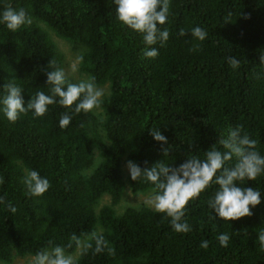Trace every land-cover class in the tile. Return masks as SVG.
<instances>
[{
	"label": "trees",
	"instance_id": "16d2710c",
	"mask_svg": "<svg viewBox=\"0 0 264 264\" xmlns=\"http://www.w3.org/2000/svg\"><path fill=\"white\" fill-rule=\"evenodd\" d=\"M22 7L31 22L15 32L0 25V87L12 79L27 102L47 92L48 61L62 68L64 55L49 31L80 50L79 70L108 84L101 112L73 115L61 129L66 109L49 106L9 122L0 114V262L32 256L54 244L67 245L72 234L102 231L113 254L79 257V264H264L257 239L264 229V174L245 186L259 187L261 203L236 220L210 219L205 203L212 189L186 205L189 233H176L168 218L146 205L114 207L125 187L134 193L152 187L122 176L125 157L142 169L159 160L176 166L190 155H203L221 129L240 125L264 155V0H170L165 25L169 39L155 58L142 55L141 35L115 18L112 0H0ZM202 27L205 40L190 29ZM183 28L186 35H179ZM229 56L239 60L232 69ZM70 82L71 79L67 78ZM149 129L168 143L157 142ZM167 149V155L164 153ZM103 162L96 165V160ZM35 169L50 187L40 197L25 194L21 176ZM110 195L109 204L99 207ZM230 237L227 247L216 239ZM201 240L209 245L200 248ZM69 252L73 249L69 248Z\"/></svg>",
	"mask_w": 264,
	"mask_h": 264
},
{
	"label": "clouds",
	"instance_id": "9594fccd",
	"mask_svg": "<svg viewBox=\"0 0 264 264\" xmlns=\"http://www.w3.org/2000/svg\"><path fill=\"white\" fill-rule=\"evenodd\" d=\"M115 5V18L122 25L141 35L145 45L141 49L142 55L155 58L158 49L153 45H161L169 39V30L165 25L170 8V0H112ZM31 19L22 7H14L4 3L0 7V25L15 32L22 26L29 24ZM194 40L203 41L206 31L200 26L190 29ZM179 35H186L183 28ZM82 60L83 57H77ZM227 63L232 69L239 67V60L229 56ZM259 63L264 66V55H259ZM46 71L47 92L37 90L25 102L22 88L9 80L0 87V114L9 122H15L26 113L33 118L44 116L51 105H58L65 111L61 112L58 126L66 128L73 115L93 112L99 109L105 96L103 88L97 85L95 78L89 75L79 82H70L64 69L56 66V61L49 60ZM75 70V65H73ZM153 139L167 144V138L157 129H149ZM257 141L249 134L242 132L241 126L229 125L218 133V138L211 147L203 152L202 157L190 155L176 166L165 160H159L151 167L141 168L132 161L127 162L130 179L146 182L152 191L144 203L157 213H163L168 218L171 229L176 233H189L191 225L185 218L186 205L212 189L205 203L211 210L210 219L224 221L236 220L250 216L251 208L261 203L259 187L245 186V181L257 180L264 174V155L257 150ZM167 149H164L167 155ZM103 161L97 159L96 165ZM21 183L25 194L31 197L42 196L50 187L47 177L42 176L35 169H27L21 176ZM0 204H5L8 211L15 213L16 208L11 202L5 203L0 196ZM221 247H227L230 239L227 233H219L216 237ZM257 239L260 247L264 248V229L258 231ZM208 240H201L199 247L207 248ZM73 249L69 252L68 249ZM92 254H113V248L100 230L72 234L67 245L54 244L51 240L48 246L37 250L31 257L29 264H79V257Z\"/></svg>",
	"mask_w": 264,
	"mask_h": 264
},
{
	"label": "rangeland",
	"instance_id": "374dc122",
	"mask_svg": "<svg viewBox=\"0 0 264 264\" xmlns=\"http://www.w3.org/2000/svg\"><path fill=\"white\" fill-rule=\"evenodd\" d=\"M49 34L51 38L54 40L56 45L58 46L59 50L63 53L64 55V62L62 69H64L66 73V77L71 79L73 83L79 82L81 79H86L88 75L84 72H81L79 70V60L77 57L80 55V50L73 49L71 43L68 41L56 36L52 31H49ZM73 65H75V70H73ZM101 88L104 89L105 95L109 93V86L108 84L100 85ZM97 114H100L101 108L94 110ZM131 161L127 159V157L124 158L123 163H122V176L124 180L128 182V169H127V162ZM152 189H149L145 192H140L137 194H134L128 184L125 187L124 194L120 200V202L114 207L115 211L117 214H120L124 211L126 207L129 206H141L145 205L144 201L145 199L149 196L151 193ZM111 201V196L110 195H104L100 199L99 207H101L104 204H109ZM32 256L26 255V256H15L13 261L7 264H29L30 259ZM0 264H4L1 263ZM6 264V263H5Z\"/></svg>",
	"mask_w": 264,
	"mask_h": 264
}]
</instances>
